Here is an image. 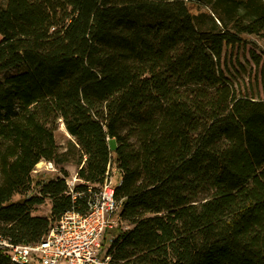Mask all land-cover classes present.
I'll return each instance as SVG.
<instances>
[{
    "label": "trees",
    "instance_id": "1",
    "mask_svg": "<svg viewBox=\"0 0 264 264\" xmlns=\"http://www.w3.org/2000/svg\"><path fill=\"white\" fill-rule=\"evenodd\" d=\"M242 33L264 36V0L0 1V237L41 240L115 168L107 264H264V98L221 67ZM43 160L62 175L13 200Z\"/></svg>",
    "mask_w": 264,
    "mask_h": 264
},
{
    "label": "built area",
    "instance_id": "2",
    "mask_svg": "<svg viewBox=\"0 0 264 264\" xmlns=\"http://www.w3.org/2000/svg\"><path fill=\"white\" fill-rule=\"evenodd\" d=\"M41 162L46 169H56L51 161ZM112 172L111 169L107 170L97 189L91 185L88 187L90 195L85 211L75 207L65 211L42 239L36 242L16 244L0 237V250L14 264H107L98 256L102 235L123 222L120 216L121 200L115 196ZM76 181V177L67 179L71 192Z\"/></svg>",
    "mask_w": 264,
    "mask_h": 264
},
{
    "label": "rangeland",
    "instance_id": "3",
    "mask_svg": "<svg viewBox=\"0 0 264 264\" xmlns=\"http://www.w3.org/2000/svg\"><path fill=\"white\" fill-rule=\"evenodd\" d=\"M4 2L5 0H0ZM190 11L193 13L208 12V8L203 3H190ZM241 41L233 46H225L223 56L221 59V67L227 76L231 78L237 88L249 95L259 96L264 98V36L242 33L240 35ZM1 40V35H0ZM72 138L67 132L64 124L59 123L56 130V139L59 145V150H66L68 140ZM53 163V162H52ZM55 170L46 169L42 162L37 165L32 172V184L30 189L24 194H17L13 200H22L25 197L39 194L37 181H47L57 175H62L59 165L53 163ZM69 172L67 179L73 180L77 178L78 165L74 162L63 165ZM113 183L116 185L121 179L120 174L113 169L112 172ZM51 210V200L46 199L42 204H37L33 207L32 213L39 215H49ZM119 227H128L126 222H121L115 225L112 229L104 232L101 238V247L99 248V257L101 260L107 262L108 258L104 256V252L110 244V239L118 230ZM38 264V263H35ZM65 264V263H60Z\"/></svg>",
    "mask_w": 264,
    "mask_h": 264
}]
</instances>
